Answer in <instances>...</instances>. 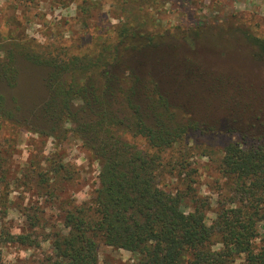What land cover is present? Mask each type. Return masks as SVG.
<instances>
[{"label":"trees","instance_id":"16d2710c","mask_svg":"<svg viewBox=\"0 0 264 264\" xmlns=\"http://www.w3.org/2000/svg\"><path fill=\"white\" fill-rule=\"evenodd\" d=\"M133 21L93 54L37 53L15 44L0 55V84L9 87L19 80L18 54L48 69L47 97L32 113L50 127L36 130L72 123L101 163L93 198L66 211L63 229L53 235L54 253L40 264H116L101 261V242L134 253L133 264H264V135L241 132L225 146L220 166L232 177L231 191L213 219L207 216L209 203L191 185L174 192L159 180L168 166L164 153L183 145L191 130H202L175 118L161 77L172 61L162 47L179 40L204 59L228 53L245 38L255 60L264 63V36L236 21L197 25L185 35L175 31L171 39ZM14 101L21 110L20 100ZM7 104L0 90V117L12 120L15 108ZM51 165L70 178L64 163ZM6 234V241L36 245L31 231Z\"/></svg>","mask_w":264,"mask_h":264},{"label":"rangeland","instance_id":"374dc122","mask_svg":"<svg viewBox=\"0 0 264 264\" xmlns=\"http://www.w3.org/2000/svg\"><path fill=\"white\" fill-rule=\"evenodd\" d=\"M134 19L169 38L197 25L236 21L264 36V0H0V55L15 44L37 53L93 54ZM162 48L172 61L161 77L175 118L194 121L202 130H191L183 145L164 153L168 166L160 185L174 192L191 185V192L209 203L206 212L213 219L231 191L232 177L220 166L225 146L241 132L264 135V63L255 60L245 38L228 53L204 59L179 40ZM16 65L17 85L0 84L7 105L15 108L12 120L0 117V256L1 264H40L54 253L53 235L63 229L66 211L93 198L101 163L72 123L37 131L50 127L32 113L47 97L48 69L20 54ZM16 97L21 110H16ZM136 143L145 147L143 139ZM51 163H64L70 178H63L64 169L54 172ZM187 203L194 204L191 195ZM27 231L36 245L5 240L8 232ZM99 257L116 264H133L137 258L103 242Z\"/></svg>","mask_w":264,"mask_h":264}]
</instances>
